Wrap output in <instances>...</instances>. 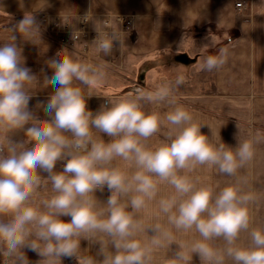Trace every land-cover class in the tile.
Listing matches in <instances>:
<instances>
[{
  "label": "clouds",
  "instance_id": "1",
  "mask_svg": "<svg viewBox=\"0 0 264 264\" xmlns=\"http://www.w3.org/2000/svg\"><path fill=\"white\" fill-rule=\"evenodd\" d=\"M75 21L94 24L91 45L97 54L110 56L125 43L119 26L100 32L91 10ZM5 29L10 35L0 44L2 264H194V257L199 264H264V226L252 214L257 197L242 174L264 136L240 139L237 125L231 147L220 134L217 141L212 131L202 133L207 124L177 99L186 83L182 73L150 89L107 98L93 112L87 101L108 82V63L89 62L75 48H65L67 54L45 62L52 74L42 68L41 80L25 65L18 43V36L34 45L42 40L41 22L28 13ZM76 32L81 31L74 25L73 40ZM215 47L210 37L198 49ZM229 55L228 47H220L199 67L218 71ZM39 85L52 91L33 108L37 91L30 89ZM162 131L164 138L153 142ZM202 169L230 182L221 187L202 179ZM105 189L110 194L102 201L96 193ZM82 241L89 249L98 245L94 255L81 248ZM28 251L40 259L31 261Z\"/></svg>",
  "mask_w": 264,
  "mask_h": 264
},
{
  "label": "crops",
  "instance_id": "2",
  "mask_svg": "<svg viewBox=\"0 0 264 264\" xmlns=\"http://www.w3.org/2000/svg\"><path fill=\"white\" fill-rule=\"evenodd\" d=\"M7 1L11 2L0 0L4 3L0 5L2 18H22L28 13L36 16L42 12L77 17L85 15L89 10L98 24V19L104 16L122 14L134 18V31L125 36V43L117 46L115 53L110 56L97 54L92 45L90 53L85 55L81 52L82 44L65 47L46 34H41L42 40L35 39L36 45L23 40L18 42L23 50L25 65L41 80L42 68L48 75L52 74L45 62L56 57L58 52L61 56L67 54L63 50L65 48L69 51L75 48L81 59L89 62L108 63V82L97 86V96L89 99V109L93 112L97 111L101 104H106L107 98L126 95L134 92L135 88L150 89L155 82L165 81L164 69L161 68L165 66L167 57L164 52L174 49L177 50V66L181 68L180 72L186 77L185 84L192 91L189 96L195 98L192 103L196 105L194 108L191 105V113L197 122L207 124L211 128L203 126L202 133L210 136L212 131L216 134L217 141L219 134L222 141H229L230 126L227 118L219 117L221 112L211 107L216 97L221 99L219 103H227L237 108L243 119L244 112L253 113L254 122L251 121L253 123L249 124L247 129H253L254 134L264 136V0H12V7L5 6L10 5L5 3ZM239 2L244 5L242 9L236 6ZM211 27H215L219 33L209 32ZM201 33L202 36L199 37ZM210 37L216 41V47H228L230 55L220 70L205 72L201 71L199 65L207 53L210 55L213 48H198L208 44ZM117 62L122 64L121 68L125 71L118 73L117 70L120 69L117 68ZM133 64L137 80L126 75V70H130V65ZM138 65L142 69V77L138 75ZM143 79L145 81L141 83ZM30 90L37 91L30 101V107L33 108L38 100L46 101L52 91L50 87L43 89L42 85ZM152 107L148 106L149 110ZM166 109V106L158 108L161 112L167 111ZM39 115L43 117L44 114L41 111ZM163 138L164 131L153 141ZM104 139L108 138L105 136ZM104 192L107 193L106 190ZM88 252L94 255L96 251ZM30 256L34 259L39 257L34 252H31ZM64 264L77 262L73 259L64 261Z\"/></svg>",
  "mask_w": 264,
  "mask_h": 264
},
{
  "label": "rangeland",
  "instance_id": "3",
  "mask_svg": "<svg viewBox=\"0 0 264 264\" xmlns=\"http://www.w3.org/2000/svg\"><path fill=\"white\" fill-rule=\"evenodd\" d=\"M11 2L7 1L5 3L10 4V5H5V6H13V2L12 0H10ZM242 3V2H241ZM3 5L4 3L0 2V5ZM243 4V3H242ZM244 7V5L242 6V8ZM239 8V9H242ZM43 16H48V18H46L47 20L44 21V19H42ZM84 15H81L79 17H83ZM117 16V15H116ZM118 16H123L126 17L125 19L122 20V23L118 22L116 20L115 16H104L101 17L99 20V24L97 25L98 30L104 31V30H111L114 27H120V29L123 31L121 33V37L123 40H125V36L128 35L129 33H132L134 31V18L128 15H122V14H118ZM37 19L41 22V34H46L47 36H51L53 37L57 42H58V37H59V33L56 31V33H50L49 29L51 28V23L52 20L55 17H59L58 19V24H60L61 27H63L64 25L68 24L69 29H67V31H71L70 33L67 32L66 36L68 38V43L67 44H59L65 47H76L78 44H82L83 47L81 48V52L85 55H88L90 53V45L91 42L93 41L91 36H94L97 32L95 31L94 28V24L89 21L87 23L82 22V21H75L76 17H66V16H61V15H53L50 13H46V12H42L39 13V15H36ZM23 18V17H22ZM21 17H10V18H2L0 17V32H5L7 27H11L12 24L16 23L17 21H19L20 19H22ZM94 19L96 20V18L94 17ZM55 20V19H54ZM106 21H111V28L107 27L105 25ZM125 21V22H124ZM127 21V22H126ZM127 24L125 26H123L124 24ZM75 25V29H78L79 25H85L86 28L84 30L83 36L86 34V36L84 38H80L78 41H73L72 40V32H73V27ZM63 29V28H61ZM209 32H214V34H218L219 31L215 28V27H211V29L208 30ZM88 34V36H87ZM9 33L6 31L5 33H0V43H4L8 41V37H9ZM199 37L202 36V33L198 35ZM19 40H22V38H19L18 36V42ZM228 41L226 40L225 43H227ZM116 50V48H114L113 52ZM219 47H215L211 50L210 55H215L218 53ZM175 51V52H174ZM112 52V53H113ZM115 53V52H114ZM113 53V54H114ZM167 57L165 59V66L161 67L162 69H164V75H165V80H174L176 78V76L178 74H181V68H179L177 66V59H175V57L177 56V50L174 49H167L164 52ZM205 53H203L204 55ZM207 55H209L207 53ZM115 56V55H114ZM114 60L116 61V58H114ZM120 62V59H119ZM188 62V61H187ZM176 63V64H174ZM117 65L120 70L118 73H121V71H125V69L122 70V64L117 62ZM139 65H138V75H141V77L143 76L142 69H140ZM136 68L133 65H130V70H126V75H128L131 79H136L135 75L136 74ZM145 79L142 80L141 83H144ZM159 82H155V84H157ZM135 85H137L135 83ZM153 85V86H154ZM137 90V88H135L134 92ZM120 92V91H119ZM189 93H192V91L190 90V87L187 84H184L178 91L177 93V99L179 101L180 104L184 105L190 112H193V109L191 107V105L194 106L196 105L195 103H192V98L189 96ZM182 94H188V96H182ZM214 102L212 103L211 107L212 109L214 108V110H218L217 112H221L222 115H220L219 117H224L227 118V122H229V141H223L225 144L231 146V147H235L236 146V135L238 133V128H239V138L240 139H245L248 138L250 136H254L256 134H254V130L253 129H247L249 124H252L254 121L253 119L255 118V115L253 113H247L244 112L245 114L242 115L244 117V119L241 117V114L238 112L237 108H233L230 105H227V103H219L221 101V99L218 98H214L213 100ZM87 106L89 108V99L87 101ZM167 108V107H166ZM168 110V108L166 109ZM223 111V112H222ZM216 115V114H214ZM217 116V115H216ZM253 121V122H251ZM238 125V128H237ZM245 126V127H244ZM244 128H246L244 130ZM153 142H158V141H153ZM198 175L201 176L202 179H205L213 184H216L218 186H224L225 184L229 183L230 180L229 178L222 176L220 174H218L215 171H209L207 169H202L200 170L198 173ZM242 174L246 175L249 179V185L248 187L254 191L257 200L252 208V214L257 222V224L264 226V142L259 143L256 146V155L254 160L252 161V163L244 170H242ZM107 191V189H105ZM168 190L165 189L164 192L166 193ZM110 193L107 191L104 192L101 195H97V197L100 200H106L108 195ZM64 219H69L67 217H65ZM173 247H175V245H173ZM81 248L84 249H89V244L87 241H82L81 242ZM98 248V245H93L88 251H96ZM31 251L27 252V255L29 257V259L31 261L33 260H39L40 257H35L36 259H34V257L30 256ZM36 254V253H35ZM163 255V253H161V256ZM68 260H73V259H65L64 261H68ZM0 264H2V258H0ZM194 264H199V260L197 257H194Z\"/></svg>",
  "mask_w": 264,
  "mask_h": 264
},
{
  "label": "built area",
  "instance_id": "4",
  "mask_svg": "<svg viewBox=\"0 0 264 264\" xmlns=\"http://www.w3.org/2000/svg\"><path fill=\"white\" fill-rule=\"evenodd\" d=\"M237 8H242L243 4L241 2L237 3L236 4ZM116 17V20L120 23H122V20L125 19L126 17H123V16H115ZM48 18V16H43L42 19H44V21H46ZM55 19V20H54ZM53 20H52V23H51V28L49 29V32L50 33H56V31L59 33V37H58V42L60 44H67L68 43V38L66 36L67 32L70 33L71 31H67V29H69V26L68 24L64 25L63 27L60 26V24H58V19L59 17H55ZM125 22V21H124ZM127 22V21H126ZM105 25L109 28H111V21H106ZM127 25L126 23L123 25L125 26ZM63 28V29H61ZM86 26L85 25H79L78 26V29L79 31L81 32H76L75 33V39L73 41H78L80 38H84L86 36V34L83 36V33H84V30H85ZM100 31V30H99ZM110 30H104V31H101V32H108ZM97 33L94 35V36H91L92 39L94 40L95 37H96ZM88 36V34H87Z\"/></svg>",
  "mask_w": 264,
  "mask_h": 264
}]
</instances>
